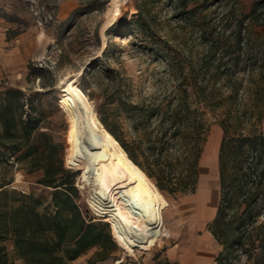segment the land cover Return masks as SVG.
I'll use <instances>...</instances> for the list:
<instances>
[{
  "label": "rangeland",
  "instance_id": "obj_1",
  "mask_svg": "<svg viewBox=\"0 0 264 264\" xmlns=\"http://www.w3.org/2000/svg\"><path fill=\"white\" fill-rule=\"evenodd\" d=\"M253 1L191 0L189 8L194 10L184 14L175 12L169 0H156L155 3L151 0H126L121 6L120 17L112 23L116 25L113 28L110 25L102 38L100 27L104 23L109 0H0V28L7 29L8 38H13L14 45L21 47L23 55L19 59L26 62L25 71L19 74L10 75L2 70L0 86L4 91L13 88L22 92L19 103L24 106L16 107L17 115L24 110L41 116V132L48 133L52 142L59 144V157L64 167L75 175L78 204L84 215L107 224L105 232L109 233L113 245L109 250L110 257L97 264H166L168 248L176 246L183 249L191 244V225L203 223L206 217H210L211 208L215 217L220 197L218 155L223 137L220 124L227 125L229 135L234 139L264 135V23L245 18L251 25V31L243 38L245 45L240 50L241 62L236 68L239 73L230 81L238 83L239 94L232 100L227 99L229 83L226 78L221 79L216 84L222 93L219 95L221 106L207 110L205 116L199 115L195 119L198 133L207 139L205 144L202 143L204 147L199 160V190L193 194H181L158 188L165 226L154 236L148 248H140L134 255H129L117 245L110 224L91 207L89 199L93 193V178L85 182L83 168L67 164L69 120L61 107L60 84L80 71L78 85L93 103L98 117L107 119L108 123L117 117L129 139L133 135L132 125L121 110L115 115L117 103H137L144 95L169 93L174 81L170 79V67L165 57L167 54L190 57L201 53L202 46L216 36L210 34L212 27L220 35L228 37L224 43L227 50L221 47L217 54L223 55V51H228L224 61L231 60L238 49L234 35L230 33L241 16L249 12ZM144 3H148L150 9L147 17L150 25L141 30L129 22L137 16L136 6ZM105 49L106 55L103 54ZM29 64L33 67L31 72ZM231 68L227 64L223 71ZM203 121L209 125L206 132ZM137 160L149 169L142 157ZM27 167V160L18 167L5 160L1 162L0 186L34 194L49 205L52 190L37 184L41 173L27 174ZM171 172L175 178L183 177L185 164L175 165ZM229 173L230 182L234 178L237 181L235 187L233 184L230 186L231 192L234 188L237 190L233 199V204H236L245 198L253 185L248 176L240 177L241 173L233 162L229 163ZM150 179L158 185L155 178ZM258 200L256 212L260 211V215L249 218L252 224L236 229V223L247 219L240 209L236 223L231 226V237L239 235L241 241L222 245L215 239L216 259L220 254L215 264H264V192L262 197L258 195ZM232 215L233 208L228 211L227 218ZM210 222L197 229L195 235L202 234ZM4 243L15 264H24L15 256L12 242ZM98 249L89 248L72 263L88 264Z\"/></svg>",
  "mask_w": 264,
  "mask_h": 264
},
{
  "label": "trees",
  "instance_id": "obj_2",
  "mask_svg": "<svg viewBox=\"0 0 264 264\" xmlns=\"http://www.w3.org/2000/svg\"><path fill=\"white\" fill-rule=\"evenodd\" d=\"M169 1L175 12L190 14L194 10L189 8L191 0ZM155 2L151 0V3ZM136 9L137 16L129 24L145 30L150 25L148 3L137 5ZM245 18L264 23V0H254L249 12L241 16L231 31L238 49L231 60L224 61L228 51H223V55L217 54L221 47L227 50L224 43L228 37L220 35L212 27L210 34L216 36L202 46L201 53L190 57L178 53L165 57L170 67V79L174 81L169 93L144 95L137 103H117L115 115L121 110L127 116L132 125V137L126 138L127 131L117 117L111 123L99 118L130 159L149 177L156 179L160 190L193 194L197 189L202 143L205 144L207 139L198 133L195 119L199 115L205 116L207 110L221 106V89L216 86L221 79L226 78L229 83L227 99L232 100L239 94L238 83L230 81L239 73L236 68L241 62L240 50L245 45L243 38L251 31V25L246 23ZM103 54L106 55V49ZM227 64L232 68L226 72L223 67ZM28 69L32 71L31 64ZM21 96L20 90L10 88L3 91L0 97V163L5 160L16 167V164L27 160L26 173H41L36 183L52 190L51 201L45 205L43 199L34 194L0 186V264H15L5 241L12 242L15 256L24 264H73L91 247L99 249L88 264L108 259L113 243L109 233L105 232L107 224L95 222L84 215L78 204L75 175L64 167L59 157V144L53 143L48 133L41 132V116L24 110L16 114V107L24 106L19 103ZM202 123L204 131H208L209 125L206 121ZM220 127L223 130L218 155L220 197L208 230L218 243L227 245L242 239L239 235L231 237L229 233L240 209L247 219L236 223L237 230L252 224L249 218L260 215L256 208L258 195L262 197L264 192V135L234 139L229 135L227 125L222 123ZM138 157L143 158L149 169L138 162ZM230 162L237 167L240 177L248 176L253 185L245 198L236 204H233V199L237 190L234 188L231 192L230 186L233 184L235 187L237 181L234 178L230 182ZM182 163L186 173L181 178H175L171 171L175 165ZM231 208L233 215L228 219L227 213ZM219 258L220 254L216 261Z\"/></svg>",
  "mask_w": 264,
  "mask_h": 264
},
{
  "label": "bare ground",
  "instance_id": "obj_3",
  "mask_svg": "<svg viewBox=\"0 0 264 264\" xmlns=\"http://www.w3.org/2000/svg\"><path fill=\"white\" fill-rule=\"evenodd\" d=\"M125 2L109 0L100 37L120 17ZM79 73L59 86L61 107L69 120L67 164L83 168L85 182L93 178L91 207L110 224L117 245L134 255L136 250L148 248L165 226L160 190L104 127L78 85Z\"/></svg>",
  "mask_w": 264,
  "mask_h": 264
},
{
  "label": "crops",
  "instance_id": "obj_4",
  "mask_svg": "<svg viewBox=\"0 0 264 264\" xmlns=\"http://www.w3.org/2000/svg\"><path fill=\"white\" fill-rule=\"evenodd\" d=\"M13 41V38H8L7 29L0 28V73L3 70L5 73L12 75L25 71L26 62L19 59L23 55L21 47L15 46ZM3 91V86H0V92ZM198 188L196 192L199 190ZM209 214L210 217H206L200 225H191L189 230L192 238L191 244L183 249L176 246L167 249L165 253L166 264H215L216 247L212 233L207 228L202 234L195 235L197 229L205 227L214 217L215 211L213 208H211Z\"/></svg>",
  "mask_w": 264,
  "mask_h": 264
},
{
  "label": "built area",
  "instance_id": "obj_5",
  "mask_svg": "<svg viewBox=\"0 0 264 264\" xmlns=\"http://www.w3.org/2000/svg\"><path fill=\"white\" fill-rule=\"evenodd\" d=\"M26 1H28V2H33V0H26ZM16 167H18V164H16Z\"/></svg>",
  "mask_w": 264,
  "mask_h": 264
}]
</instances>
